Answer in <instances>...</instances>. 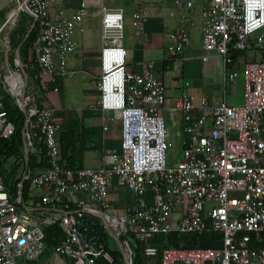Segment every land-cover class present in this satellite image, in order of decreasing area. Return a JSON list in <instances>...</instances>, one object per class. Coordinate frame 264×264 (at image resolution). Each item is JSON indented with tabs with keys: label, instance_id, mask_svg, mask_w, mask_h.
<instances>
[{
	"label": "built area",
	"instance_id": "1",
	"mask_svg": "<svg viewBox=\"0 0 264 264\" xmlns=\"http://www.w3.org/2000/svg\"><path fill=\"white\" fill-rule=\"evenodd\" d=\"M0 29V143L16 126L11 106L23 113L24 151L15 187L5 182L0 155V264H99L114 259L96 233L81 229L86 216L97 218L119 239L125 264H134L129 242L141 244V264H264V248L251 249V234L264 233V0H207L203 7V60L216 54L224 83L243 78L244 102L217 106L181 95L168 106V87L154 60L141 73L128 69L125 8L120 0H82L67 12L58 0H14ZM148 0H135L133 25L142 28ZM180 24L168 34L167 54L175 58L191 42L196 0H173ZM88 5L101 9V74L95 86L99 100L90 109L121 122V152L102 149L98 168H70L61 156L64 124L40 100L44 91L60 90L74 79L67 59ZM18 13L30 20L36 38L23 58L3 34ZM12 15V16H11ZM15 23V22H12ZM29 29V30H30ZM247 61L240 68L235 54ZM181 116V158L171 162L174 143L163 111ZM112 117H107V113ZM31 159L37 164L31 165ZM135 201L125 213L114 211L109 195L114 180ZM58 226L64 238L49 248L46 229ZM177 235L176 247L160 252L159 236ZM184 235H219L220 248H187ZM51 252L49 261L42 257Z\"/></svg>",
	"mask_w": 264,
	"mask_h": 264
},
{
	"label": "crops",
	"instance_id": "2",
	"mask_svg": "<svg viewBox=\"0 0 264 264\" xmlns=\"http://www.w3.org/2000/svg\"><path fill=\"white\" fill-rule=\"evenodd\" d=\"M58 0L59 7L68 13L82 5V0ZM207 0H196L192 11L194 24L191 27V42L175 58L167 54L168 34L180 24V9L173 0H148L145 5L147 21L142 28L133 25L135 0H120L117 5L125 8V49L127 51L128 69L141 73L142 63L154 60L157 69L164 77L168 87V106L175 104L181 95L193 96L196 102L207 98L211 105L217 106L226 101L229 105L238 106L244 102L243 78L232 84L224 83V67L216 54H210L204 61L202 49L203 7ZM69 3L73 6H69ZM14 0H0V29L4 26L10 12L15 7ZM101 9L88 5L83 22L75 39L78 47L68 59V68L75 71L71 82H64L60 90L53 88L44 91L41 103H47L55 110L57 121L64 125H81L85 128L87 140L84 147L77 145L73 155L76 166L98 168L102 164V149L111 148L115 153L121 152V122L108 120V131H104L106 122L101 113L92 111L99 100L95 83L101 74ZM3 34H11L9 27ZM247 61L245 54L235 56V62L241 68ZM112 117L111 113L106 114ZM169 138L176 144L180 142L179 134L183 119L179 115L172 118L167 110L163 111ZM83 148V149H82ZM114 211L123 214L131 206L135 197L121 185L117 179L109 195ZM118 246V245H117ZM51 252H47L41 262L49 261Z\"/></svg>",
	"mask_w": 264,
	"mask_h": 264
},
{
	"label": "trees",
	"instance_id": "3",
	"mask_svg": "<svg viewBox=\"0 0 264 264\" xmlns=\"http://www.w3.org/2000/svg\"><path fill=\"white\" fill-rule=\"evenodd\" d=\"M26 28V30H21L20 32H18L19 29L16 30L10 37L13 49L19 48L20 54L23 58L29 57L30 45L36 38L35 31H33L27 37L30 24ZM236 55L237 54H235V56ZM6 105L11 108L10 118L15 123L16 131L10 140H4L0 143V155L2 154L7 157L8 164L7 166L2 164V169L6 184L13 188V185L15 187V184L19 181H16V174L20 169V166L16 164V161L21 159L24 151L22 137L23 113L16 107L11 106L8 101H6ZM72 125L73 126L68 124L64 126V129L59 134L58 141L60 144L61 156L66 161L67 166L76 169L82 167L75 165L73 153L77 145L84 147V143L87 140V134L84 132L86 131L85 128H83L81 125ZM36 164V160L31 159V165L35 166ZM81 229L88 235L96 233L100 239V242L105 245L106 250L111 253L114 259L113 263L101 259L99 264H121L120 260L123 258L122 254L118 248L114 247V239L110 234L107 233L97 218L91 217L89 215L86 216L82 220ZM46 233L48 235L47 243L50 249L60 243V241L64 238L62 230L57 225L46 229ZM179 239L180 238L177 235H167L159 236L155 242L160 247L161 252L167 246L176 247L178 245ZM182 239L184 240L185 246L187 248H195L197 245L202 248H220L222 246L219 235H184ZM129 247L130 255L134 264H141L143 260L141 244L137 241H131L129 242ZM248 247L251 249L264 248V233L261 234L260 238H257L255 234H251V240L248 244Z\"/></svg>",
	"mask_w": 264,
	"mask_h": 264
},
{
	"label": "rangeland",
	"instance_id": "4",
	"mask_svg": "<svg viewBox=\"0 0 264 264\" xmlns=\"http://www.w3.org/2000/svg\"><path fill=\"white\" fill-rule=\"evenodd\" d=\"M68 2L69 1L66 0L67 4H68ZM69 6H73V4L69 3ZM15 8H16V4H15L14 9ZM17 16L15 17L16 21L15 20L13 21L15 23H12V21H11L10 24H9V28L11 29L10 37L18 29H19L18 32H20L21 30H26L27 29L26 27L29 26V24H30L29 21L31 19L28 16H26L25 14L18 13ZM181 154H182V147H181V144L179 142V143L174 144L173 149L169 152V154H168L169 160L171 162L177 161V160H179L181 158ZM19 170H18L16 176H18L20 174L21 171H19ZM114 247L118 248L117 243L114 244ZM120 263L121 264H125L124 257L120 260Z\"/></svg>",
	"mask_w": 264,
	"mask_h": 264
},
{
	"label": "water",
	"instance_id": "5",
	"mask_svg": "<svg viewBox=\"0 0 264 264\" xmlns=\"http://www.w3.org/2000/svg\"><path fill=\"white\" fill-rule=\"evenodd\" d=\"M32 33V29H30L29 30V32H28V34H27V37L30 35ZM26 37V38H27ZM26 40V39H25ZM24 40V41H25ZM111 235L113 236V234L111 233ZM116 241H117V245H118V249H119V251H120V253L122 254V256L125 258L126 256H125V251H124V248L122 247V244H121V242H120V240L119 239H116Z\"/></svg>",
	"mask_w": 264,
	"mask_h": 264
},
{
	"label": "bare ground",
	"instance_id": "6",
	"mask_svg": "<svg viewBox=\"0 0 264 264\" xmlns=\"http://www.w3.org/2000/svg\"><path fill=\"white\" fill-rule=\"evenodd\" d=\"M12 16V15H11ZM18 17V16H17ZM10 21H12L13 22V18H11V20Z\"/></svg>",
	"mask_w": 264,
	"mask_h": 264
}]
</instances>
